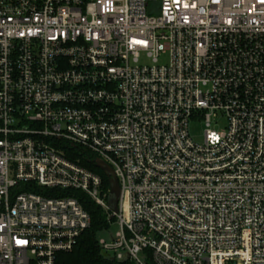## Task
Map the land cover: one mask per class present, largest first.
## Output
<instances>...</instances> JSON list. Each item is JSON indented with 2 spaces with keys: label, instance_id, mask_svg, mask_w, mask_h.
Masks as SVG:
<instances>
[{
  "label": "built area",
  "instance_id": "1",
  "mask_svg": "<svg viewBox=\"0 0 264 264\" xmlns=\"http://www.w3.org/2000/svg\"><path fill=\"white\" fill-rule=\"evenodd\" d=\"M73 190L111 261L264 264V0H0V264H62Z\"/></svg>",
  "mask_w": 264,
  "mask_h": 264
},
{
  "label": "trees",
  "instance_id": "2",
  "mask_svg": "<svg viewBox=\"0 0 264 264\" xmlns=\"http://www.w3.org/2000/svg\"><path fill=\"white\" fill-rule=\"evenodd\" d=\"M81 164L99 173L103 179V187L108 191L110 177L94 162V157H81ZM41 192L40 189H34ZM71 194L80 197V200L91 216V226L79 237L77 245L70 252L60 254L62 264H134L133 262H115L104 256L98 247L97 233L108 226L106 214L88 195L80 191H71Z\"/></svg>",
  "mask_w": 264,
  "mask_h": 264
},
{
  "label": "rangeland",
  "instance_id": "3",
  "mask_svg": "<svg viewBox=\"0 0 264 264\" xmlns=\"http://www.w3.org/2000/svg\"><path fill=\"white\" fill-rule=\"evenodd\" d=\"M221 123L224 125V120H222ZM204 130L205 124L202 121L193 122L190 125V133L196 141H202ZM118 229L119 224L116 221H113L108 228L99 230L97 233V237L99 239H104L106 242H109L115 236V233ZM141 257L143 258V256Z\"/></svg>",
  "mask_w": 264,
  "mask_h": 264
},
{
  "label": "water",
  "instance_id": "4",
  "mask_svg": "<svg viewBox=\"0 0 264 264\" xmlns=\"http://www.w3.org/2000/svg\"><path fill=\"white\" fill-rule=\"evenodd\" d=\"M95 164L110 177V191L108 196V204L112 211L117 212L118 200L120 196V185L118 179L114 174L112 167L104 161H98Z\"/></svg>",
  "mask_w": 264,
  "mask_h": 264
}]
</instances>
